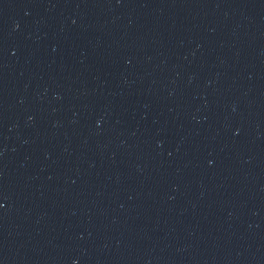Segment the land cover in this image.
Returning <instances> with one entry per match:
<instances>
[{"label":"water","instance_id":"obj_1","mask_svg":"<svg viewBox=\"0 0 264 264\" xmlns=\"http://www.w3.org/2000/svg\"><path fill=\"white\" fill-rule=\"evenodd\" d=\"M0 264H239L34 0H0Z\"/></svg>","mask_w":264,"mask_h":264}]
</instances>
